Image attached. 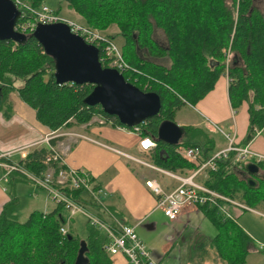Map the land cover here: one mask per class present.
Here are the masks:
<instances>
[{"label":"trees","instance_id":"obj_1","mask_svg":"<svg viewBox=\"0 0 264 264\" xmlns=\"http://www.w3.org/2000/svg\"><path fill=\"white\" fill-rule=\"evenodd\" d=\"M19 1L32 7L43 4V0ZM61 1L85 25L103 31L114 24L117 33L107 38H122L120 53L127 65L121 72L124 80L140 90L158 94V114L137 124L139 136L155 141L150 155L153 165L171 172L193 167L174 152L175 146L156 139V129L163 120L173 121L175 110L182 104H195L223 74L227 76L230 107L246 105L245 141L251 138L253 127L264 126V14L254 7L253 0ZM53 12L58 14L59 7ZM153 26L163 33L165 47L152 38ZM25 35L21 44L0 40V110L4 103L9 106L8 94L15 91L34 110L37 122L50 131L87 123L94 116L124 127L99 106L82 102L92 88L90 84L56 83L52 74L54 60L43 52L30 32ZM227 49L231 53L229 64L224 59ZM165 58L168 66L158 62ZM100 64L107 67L101 60ZM182 129L184 138L177 145L198 147L202 154L210 150L211 141L201 130L188 126ZM58 139L52 138L49 143L54 145ZM44 152V147L31 150L21 162L22 167L40 173L44 169L40 164ZM258 166L264 169L263 163ZM10 176L29 182L17 172ZM201 182L252 209L264 204V184L258 181L256 186L246 187L243 173L226 161H218L216 169L208 171ZM78 194L79 191L73 193L76 198ZM15 206L13 198L0 210V264H73L79 239L68 230L65 234L59 232L65 222L62 208L55 205L46 213L33 210L23 222H18ZM198 211L216 230L208 241L213 250L206 253L209 260L244 264L251 238L234 220L223 219L216 207L204 204ZM85 231L86 264H111L113 255L102 249V232L88 225ZM203 254H199L200 259Z\"/></svg>","mask_w":264,"mask_h":264},{"label":"crops","instance_id":"obj_2","mask_svg":"<svg viewBox=\"0 0 264 264\" xmlns=\"http://www.w3.org/2000/svg\"><path fill=\"white\" fill-rule=\"evenodd\" d=\"M258 11L261 13V9ZM71 12L78 17L76 13ZM162 60L164 61L163 65H169L166 58ZM8 101L9 106L4 103L5 106L0 110V153L39 141L50 131L37 122L34 110L23 103L15 91L9 92ZM181 109L185 110V115L179 114ZM98 117L94 116L87 123L71 124L60 130L83 133L95 142L85 139L72 141L69 136H61L56 141L59 149L69 145L64 156L66 165L84 169L93 183L105 187L108 193L102 199L104 208L94 204L90 197L84 193L78 194L77 198L87 209L108 224L132 225L139 239L147 249L149 248V253L152 251L160 253L159 264H179L180 255L172 257L171 253H187L189 260L193 259L191 258L192 253H204L201 259L199 254L197 255L200 261L211 259L206 256V253H213L208 241L216 234V230L212 224L213 229L205 223V221H209L198 211V208L183 210L174 221H168L155 208V197L144 186V181L154 179L166 191L174 188L178 182L174 178L132 159L140 160V156L147 155L148 160L151 161L150 155L153 149L147 153L141 151L138 146V141L144 137L127 132L120 126L112 125L110 121L99 124L97 123ZM173 121L180 127L188 126L201 130L211 141L210 150L206 154L223 147L226 144L224 134L231 132L234 144L241 146L247 144L251 150L264 154V126L258 130L256 135L253 134L248 141H245L248 128L246 105L243 103L236 109L230 107L226 74L217 78L212 88L195 104L184 103L179 106L174 112ZM215 132L219 133L222 142L213 136ZM10 160L18 162V158H12V156ZM3 171V167L0 166V183L3 181L14 184L20 181L16 179V176H8L7 180H2ZM172 173L185 176L188 174V169ZM204 177L205 175H199L196 180L202 184L201 180ZM13 198V195L11 198L8 197L6 189L0 185V210L6 202ZM54 207L53 204L52 209ZM232 213V215H237L233 211ZM158 214L161 215V219H158ZM84 224L87 225L86 222ZM158 224L166 227L172 236L166 235L165 238H162L154 251L153 236ZM239 227L241 228V226ZM138 228H142V230L140 231ZM241 229L251 238L246 230ZM177 239H181L182 243L181 247L176 249ZM250 250L253 251V247L249 243L247 252ZM111 260V264H130L121 254L111 256ZM192 263L195 264V262ZM211 264L218 263L212 261Z\"/></svg>","mask_w":264,"mask_h":264},{"label":"built area","instance_id":"obj_3","mask_svg":"<svg viewBox=\"0 0 264 264\" xmlns=\"http://www.w3.org/2000/svg\"><path fill=\"white\" fill-rule=\"evenodd\" d=\"M12 1L20 11V16L14 26L15 31L25 34L31 32L37 23L50 24L61 22L67 25L70 33L79 36L85 43L95 46L98 49V58L102 63L106 64L107 67L114 68L119 73L127 68L126 63L121 57L120 50L112 40L103 36L98 29L66 19L59 14H55L52 9L43 4L37 7H30L26 4H22L19 0ZM229 53V49L224 52L226 64H228ZM106 122L108 121L102 117H98L97 119V123L99 124H104ZM122 128L136 135H139L140 132L138 125L132 127L124 126ZM258 130L259 129L253 127L252 133L256 135ZM52 132L55 133L54 131ZM61 136H69L72 141L85 139L95 142L83 133L67 131L55 133L51 137H47L46 135L39 142L30 143L15 150L0 153V166L4 169L1 179L7 180L10 173L17 172L24 177V179H27L34 187L45 191L48 199L54 205H59L66 213L67 221L75 216L82 217L88 226L102 232L105 239L102 249L109 255L121 254L130 264H159L151 258L148 249L139 239L132 225H111L106 223L87 209V207L73 195L75 191L84 193L90 197L94 204L98 205L100 208H104L102 199L107 196L108 193L105 187L94 184L89 174L84 169L66 165L64 156L65 152L69 149V145H65L63 149H59L56 144L57 142L54 145L49 143L50 139ZM224 137L226 139V144L208 154H202L201 149L198 147L176 145L174 147V152L182 159L193 164V167L188 169V174L185 176L174 174L152 165L151 163L132 158L151 169L174 178L178 182L174 188L166 191L154 179H147L144 181V186L155 197V208L158 209L168 221L176 220L185 209H197L204 204L216 207L217 212L223 219L233 220V215L229 213L227 207L237 208L241 212L248 210L257 213L252 208L219 194L196 180L199 175L203 176L208 171H214L218 161H226L231 168L237 170L242 169L243 165L249 162L257 165L259 163L264 164V154L251 150L247 144L242 146L234 144L232 132L225 133ZM40 142L45 143V152L40 159V164L44 169L37 174L23 168L21 162L26 159L27 154L31 151L29 149ZM138 146L141 151L148 153L154 148L155 141L149 137H144L138 141ZM13 153H17L18 162L10 160V156H12ZM66 231L67 229L64 225L59 227V232L61 234H65Z\"/></svg>","mask_w":264,"mask_h":264},{"label":"water","instance_id":"obj_4","mask_svg":"<svg viewBox=\"0 0 264 264\" xmlns=\"http://www.w3.org/2000/svg\"><path fill=\"white\" fill-rule=\"evenodd\" d=\"M19 16L20 11L12 0H0V40H10L16 44L25 41L26 35L14 30ZM30 35L43 52L54 60L52 74L56 83L92 86L82 99L84 104L99 106L103 113L113 116L125 127H132L158 114L160 98L157 93L140 90L124 80L116 69L102 67L98 49L70 33L66 24L37 23ZM183 134L182 127L171 120L161 121L156 129V139L172 146L179 143ZM238 171L243 173L246 187L252 188L258 181L264 184V169L257 164L246 163ZM85 251V241L79 240L73 264L87 263Z\"/></svg>","mask_w":264,"mask_h":264},{"label":"rangeland","instance_id":"obj_5","mask_svg":"<svg viewBox=\"0 0 264 264\" xmlns=\"http://www.w3.org/2000/svg\"><path fill=\"white\" fill-rule=\"evenodd\" d=\"M254 7L256 9H261V13L264 14L263 7H264V0H253ZM27 5V4H26ZM43 5L49 7L52 10H55L59 7V15L69 19L71 21L81 23L83 24L80 16L78 17L73 14L70 10L65 6V3L61 0H43ZM29 6V5H28ZM32 7V6H30ZM103 36H108L109 34H115L117 33V28L114 24L109 25L105 30L100 31ZM152 38L159 44L165 47L166 40L163 35V33L153 26L152 29ZM116 47L120 50V45L122 43V38L120 36H116L113 40ZM230 52V51H229ZM231 56V53H229V57ZM225 59V56H224ZM158 62L163 63V60H159ZM230 63V59L228 58V64ZM179 114L185 115L186 112L184 109H181ZM174 122V121H173ZM175 123V122H174ZM55 133H63L64 131L60 130H54ZM67 132V131H65ZM52 131H49L44 136L47 135V137H51L54 135ZM43 136V138H44ZM215 138H218L219 141L222 142V139L219 135V133L213 134ZM42 138V139H43ZM184 137H181V140ZM41 139V140H42ZM39 140V141H41ZM36 141V142H39ZM45 143L40 142L39 144H36L35 146H32L29 150L38 149L41 147H44ZM15 150V149H14ZM11 157V156H10ZM140 160L143 162L151 163V161L148 160V156H140ZM12 158H18L17 153L12 154ZM0 185H3V187L6 189V195L11 198L13 195L16 199V206H15V215L16 220L18 222H23L28 213H30L32 210H37L40 212H49L52 209L53 203L48 200L46 192L43 191L40 188L34 187L31 183L26 181H17L14 184H9V182H1ZM230 214L236 213L237 215H233V220L241 226L244 230H246L251 235V243L253 247V251H248L247 256L245 258L244 264H264V204L260 205L259 207H255V210L257 213L245 210L240 211L237 208H231L227 207ZM61 215L63 216L64 226L66 229L70 231L73 237H77L79 240H84L86 236V225L84 224L85 221L80 216H75L72 220L67 221L66 220V213L64 211H61ZM158 219H161V215L158 214ZM205 223L213 229L211 226V223L205 221ZM140 231L142 228H138ZM153 240H154V251L158 246V243L162 241V238H165L166 235L172 236L171 232H168L166 230V227L159 225L157 226V229L154 232ZM177 243L175 248L181 247V239H177ZM157 242V244H156ZM146 247V246H145ZM149 249V248H148ZM193 258L192 260L188 259L187 253H171L172 257H176L177 255H180L179 257V264H193L192 262H195V264H211V262L207 259L205 261H200L199 256H197L199 253L195 252L192 253ZM151 258L159 263V259L161 258L160 253H153V251L150 253Z\"/></svg>","mask_w":264,"mask_h":264}]
</instances>
